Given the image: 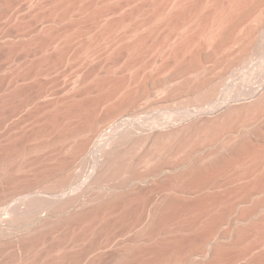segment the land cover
I'll use <instances>...</instances> for the list:
<instances>
[{
	"label": "bare ground",
	"instance_id": "bare-ground-1",
	"mask_svg": "<svg viewBox=\"0 0 264 264\" xmlns=\"http://www.w3.org/2000/svg\"><path fill=\"white\" fill-rule=\"evenodd\" d=\"M3 259L264 264V0H0Z\"/></svg>",
	"mask_w": 264,
	"mask_h": 264
},
{
	"label": "rangeland",
	"instance_id": "rangeland-1",
	"mask_svg": "<svg viewBox=\"0 0 264 264\" xmlns=\"http://www.w3.org/2000/svg\"><path fill=\"white\" fill-rule=\"evenodd\" d=\"M23 2H25L24 4L22 3V4L24 5V6H23V8H24V7H25V4H26V1H23ZM29 2H30V1H29ZM27 4H28L29 6H28ZM27 4H26V7H25V8H28V7L31 6V2H30V3L27 2ZM9 15H11V17H10ZM9 15H8V17H10L11 19H13V15H12V14H9ZM10 18H8V19H10ZM8 19H7V20H8ZM3 21L5 22V18L3 19ZM9 21H10V20H9ZM6 260H7V259H3V260H0V261H1V263H2V261H4V263L6 262V264H10V261H9V263H8V260H7V261H6ZM4 263H2V264H4ZM13 263H14V262L12 261L11 264H13ZM15 264H16V263H15Z\"/></svg>",
	"mask_w": 264,
	"mask_h": 264
}]
</instances>
